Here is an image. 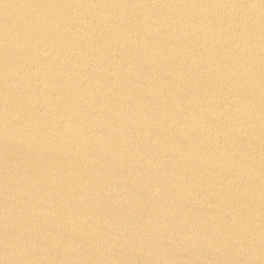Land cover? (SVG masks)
<instances>
[{"label":"water","instance_id":"water-1","mask_svg":"<svg viewBox=\"0 0 264 264\" xmlns=\"http://www.w3.org/2000/svg\"><path fill=\"white\" fill-rule=\"evenodd\" d=\"M0 264H264V0H0Z\"/></svg>","mask_w":264,"mask_h":264}]
</instances>
